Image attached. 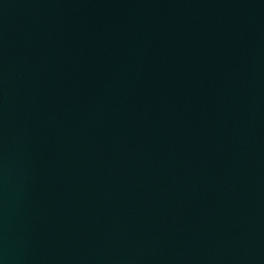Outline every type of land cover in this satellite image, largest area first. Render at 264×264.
<instances>
[{"label": "water", "instance_id": "95a60500", "mask_svg": "<svg viewBox=\"0 0 264 264\" xmlns=\"http://www.w3.org/2000/svg\"><path fill=\"white\" fill-rule=\"evenodd\" d=\"M0 264H264V0H0Z\"/></svg>", "mask_w": 264, "mask_h": 264}]
</instances>
